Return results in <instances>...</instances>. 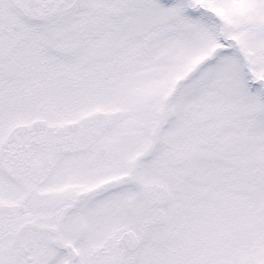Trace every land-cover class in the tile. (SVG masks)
Here are the masks:
<instances>
[{
	"label": "snow or ice",
	"instance_id": "snow-or-ice-1",
	"mask_svg": "<svg viewBox=\"0 0 264 264\" xmlns=\"http://www.w3.org/2000/svg\"><path fill=\"white\" fill-rule=\"evenodd\" d=\"M0 264H264V0H0Z\"/></svg>",
	"mask_w": 264,
	"mask_h": 264
}]
</instances>
